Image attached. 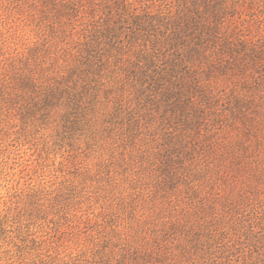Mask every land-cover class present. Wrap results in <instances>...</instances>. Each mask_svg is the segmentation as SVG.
I'll return each instance as SVG.
<instances>
[{
  "label": "rangeland",
  "instance_id": "obj_1",
  "mask_svg": "<svg viewBox=\"0 0 264 264\" xmlns=\"http://www.w3.org/2000/svg\"><path fill=\"white\" fill-rule=\"evenodd\" d=\"M106 1L0 0V264H264V146L247 160L225 156L237 124L183 138L158 114L68 123L18 87L55 60L63 69ZM232 18L264 41L258 0Z\"/></svg>",
  "mask_w": 264,
  "mask_h": 264
},
{
  "label": "trees",
  "instance_id": "obj_2",
  "mask_svg": "<svg viewBox=\"0 0 264 264\" xmlns=\"http://www.w3.org/2000/svg\"><path fill=\"white\" fill-rule=\"evenodd\" d=\"M247 1L175 0L152 10L108 0L100 23L72 59H63V69L55 60L49 74L29 73L18 87L32 91L40 109L61 107L68 123L69 115L85 120L99 113L116 124L113 118L136 113L134 124L158 114L187 138V131L221 129L229 121L239 136L226 138L224 155L258 156L264 146V41L248 37L232 18ZM244 130L253 131V143L246 144Z\"/></svg>",
  "mask_w": 264,
  "mask_h": 264
}]
</instances>
